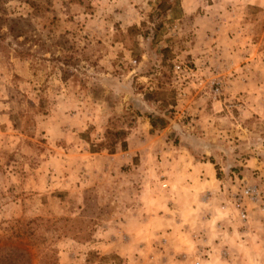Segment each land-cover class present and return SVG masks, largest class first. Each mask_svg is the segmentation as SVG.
Segmentation results:
<instances>
[{"label":"rangeland","instance_id":"obj_1","mask_svg":"<svg viewBox=\"0 0 264 264\" xmlns=\"http://www.w3.org/2000/svg\"><path fill=\"white\" fill-rule=\"evenodd\" d=\"M159 2L0 0L1 256L264 264V0Z\"/></svg>","mask_w":264,"mask_h":264},{"label":"trees","instance_id":"obj_2","mask_svg":"<svg viewBox=\"0 0 264 264\" xmlns=\"http://www.w3.org/2000/svg\"><path fill=\"white\" fill-rule=\"evenodd\" d=\"M179 0H174L173 2L169 1V0H160L159 4H158V11L159 13H162L163 11H166L168 8L173 7L175 4L178 3ZM157 27H159V25H157ZM157 27H155V30L157 29ZM11 30V28H10ZM143 35V34H142ZM145 36V34H144ZM4 37V36H3ZM15 52L17 55L19 56H25V55H30L31 53L29 51H22L19 49H15ZM25 53V55H24ZM171 57L169 54H164L163 56V61L166 62V60H170ZM147 117L149 118L150 121V125L152 127L153 130L157 129L159 127L158 123L161 122L160 124L163 126L166 123V117L164 116H157V115H147ZM127 132L124 129H119V130H107L106 131V135H105V139L104 141L100 142V143H96V147L92 148V151H98L100 149L103 148H109L111 149L110 151H114L115 149V145L117 143H120L121 148H125L126 147V138ZM83 136V135H82ZM34 222V221H29ZM31 234L30 232V226H20L18 228V230L13 231L12 234L14 235V237L16 238H21L23 237L25 234ZM1 251V249H0ZM14 255V256H13ZM115 256V255H114ZM47 254L44 255L43 260L41 261V264H48V261L46 260ZM108 258V257H105ZM104 257L101 260L105 259ZM30 263V256L29 253L24 251V250H14L12 251L11 255H0V264H29ZM107 264V263H105Z\"/></svg>","mask_w":264,"mask_h":264},{"label":"built area","instance_id":"obj_3","mask_svg":"<svg viewBox=\"0 0 264 264\" xmlns=\"http://www.w3.org/2000/svg\"><path fill=\"white\" fill-rule=\"evenodd\" d=\"M176 70H180L181 67L179 64L175 65ZM163 186H166L165 183L162 184ZM259 196V190L256 185L252 184H244L240 191H237L233 194V207L239 211L240 218L242 220H245L247 217V211L244 205V199L250 198V199H257ZM198 263V262H197Z\"/></svg>","mask_w":264,"mask_h":264},{"label":"crops","instance_id":"obj_4","mask_svg":"<svg viewBox=\"0 0 264 264\" xmlns=\"http://www.w3.org/2000/svg\"><path fill=\"white\" fill-rule=\"evenodd\" d=\"M200 164V166H208V164L206 163V162H202V164L201 163H199ZM195 165V164H194ZM205 168V167H204ZM209 168V167H208Z\"/></svg>","mask_w":264,"mask_h":264}]
</instances>
